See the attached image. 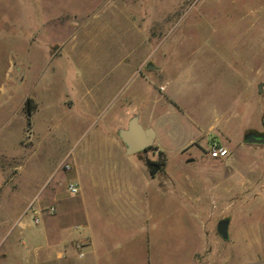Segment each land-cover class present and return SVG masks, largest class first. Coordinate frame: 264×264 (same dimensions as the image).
<instances>
[{
    "label": "rangeland",
    "instance_id": "rangeland-1",
    "mask_svg": "<svg viewBox=\"0 0 264 264\" xmlns=\"http://www.w3.org/2000/svg\"><path fill=\"white\" fill-rule=\"evenodd\" d=\"M138 112L185 191L174 184L182 203L153 194L148 253L146 227L125 248L123 231L114 245L126 254L111 264H189L203 241L205 264L216 247L235 251L232 264H264V145L245 141L264 133V0H0V244L42 184L62 188L73 160L116 167L119 150L91 117L122 128ZM213 143L229 147L224 158H210ZM237 179L259 198L226 192ZM231 205L253 209L239 222L249 246L217 231Z\"/></svg>",
    "mask_w": 264,
    "mask_h": 264
},
{
    "label": "crops",
    "instance_id": "crops-1",
    "mask_svg": "<svg viewBox=\"0 0 264 264\" xmlns=\"http://www.w3.org/2000/svg\"><path fill=\"white\" fill-rule=\"evenodd\" d=\"M78 102L76 100L68 108L76 107ZM98 115L96 113L88 122L101 133L107 131L108 137L112 141L111 144L118 148L120 157L117 159L119 161L117 160L113 164L116 169L110 170L105 163L99 167L98 161L75 159L72 161L70 169L66 171L67 175L62 183V188L60 183L48 185L47 188L42 184L33 198L27 202L26 207L38 196L37 204L41 208L54 207V213L43 211L40 223L35 226L25 218V208L1 239L0 264H111L114 257L126 254V250L117 244L114 245L115 239L120 237L123 231H132L129 238L119 241L125 248L137 241L138 234L135 233L142 231L144 227L149 233L145 246L146 249L149 247V235L153 229L150 224L152 222L157 225L155 221L157 207L156 205L155 207L151 206V196L154 194L155 197H161L163 200L176 199L174 184L179 181L174 177L171 179L165 172L166 154L162 147L156 144L157 131L152 120L139 112L134 114L138 116L139 122L144 128L150 127L155 131L154 148L150 153L148 150L147 153L128 154L124 144L117 136V131L120 129L119 122L115 121L111 128H108L107 125H111V123L107 121L106 117L100 118ZM129 115L130 113L127 115L125 113V123L120 125L126 127L128 120L134 116ZM143 117L146 121L145 124L141 123ZM224 147L229 149L227 146ZM230 148L244 150L243 145L239 142ZM158 154L162 156L161 171L160 173H151L146 166L145 158L153 159ZM245 165L248 170L245 180L248 182L254 165L252 162L250 164L245 162ZM239 183L241 181L237 179L234 189L229 186L226 192L232 194V190H235L233 193L237 198L244 197L253 200L259 198L261 189H238ZM69 184L77 186V193L69 192ZM177 188L181 192L185 191L182 184L177 183ZM179 201L182 203L181 200ZM248 204L249 202L246 203V205ZM226 212L227 216L223 219H229L228 238L221 237V239L229 243L232 237L235 240L239 238L249 246L250 242L247 238L245 239L249 228H244L239 222L242 219L241 215L250 216L253 209L244 205H231ZM78 247H81L80 251L84 253L83 257H79ZM205 252L206 242L203 241L199 249L189 251L188 263L195 264V259L198 261L200 258L202 262L199 264H205ZM234 252L230 247L229 249L216 247L212 252V264H232ZM239 254L244 259L243 261L250 260L248 259V249H240ZM169 255L173 256L174 253L170 252ZM262 262H264V258Z\"/></svg>",
    "mask_w": 264,
    "mask_h": 264
},
{
    "label": "water",
    "instance_id": "water-1",
    "mask_svg": "<svg viewBox=\"0 0 264 264\" xmlns=\"http://www.w3.org/2000/svg\"><path fill=\"white\" fill-rule=\"evenodd\" d=\"M147 68L154 69L153 65H148ZM261 86H259V91ZM27 116H30V112L27 109ZM264 130V126H263ZM118 138L122 141L125 146L126 152L128 154H134L140 151H145L153 145L155 138V131L150 128H144L140 122L137 115L132 116L125 128H120L117 131ZM249 144H260L264 145V133L263 134H253L249 133L245 140ZM146 166L149 169H153V173H157L160 166L156 163H152L150 159L145 158ZM229 224V219H221L217 223V231L223 239H227V228Z\"/></svg>",
    "mask_w": 264,
    "mask_h": 264
},
{
    "label": "built area",
    "instance_id": "built-area-1",
    "mask_svg": "<svg viewBox=\"0 0 264 264\" xmlns=\"http://www.w3.org/2000/svg\"><path fill=\"white\" fill-rule=\"evenodd\" d=\"M208 155L210 156V158L213 159H219V158H224L227 155V149L222 146L219 145L217 143H213L212 145H209L208 147ZM68 190L70 193L75 194L78 191V188L75 184H69L68 185ZM32 212V221L34 225H38L40 223V216L42 214L43 211L45 212H49V213H54L55 209L54 207H45V208H41L34 200L31 201L26 210H25V214H27V212ZM79 248V257H83L84 253L82 251H80L81 247Z\"/></svg>",
    "mask_w": 264,
    "mask_h": 264
},
{
    "label": "flooded vegetation",
    "instance_id": "flooded-vegetation-1",
    "mask_svg": "<svg viewBox=\"0 0 264 264\" xmlns=\"http://www.w3.org/2000/svg\"><path fill=\"white\" fill-rule=\"evenodd\" d=\"M251 133H253V134H257V135H258V133H254V132H251ZM147 151H148V150L140 151L139 153H147ZM137 153H138V152H137ZM151 162H152V163H156V164H158V163H157L158 161H156V160H151ZM158 165H159V164H158ZM159 166H160V165H159ZM161 168H162V167L160 166V169H159L158 172L161 171ZM150 171H151V173H153V169H150Z\"/></svg>",
    "mask_w": 264,
    "mask_h": 264
},
{
    "label": "trees",
    "instance_id": "trees-1",
    "mask_svg": "<svg viewBox=\"0 0 264 264\" xmlns=\"http://www.w3.org/2000/svg\"><path fill=\"white\" fill-rule=\"evenodd\" d=\"M28 124H29V123H28ZM147 150H149V148H148ZM160 154H161V153H160ZM160 154H159V155H160ZM157 163H158L160 166L163 165L162 160H159Z\"/></svg>",
    "mask_w": 264,
    "mask_h": 264
}]
</instances>
